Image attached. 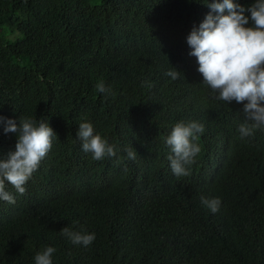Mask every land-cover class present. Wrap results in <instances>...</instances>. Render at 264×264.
<instances>
[{"label":"trees","instance_id":"1","mask_svg":"<svg viewBox=\"0 0 264 264\" xmlns=\"http://www.w3.org/2000/svg\"><path fill=\"white\" fill-rule=\"evenodd\" d=\"M207 2L0 0V116L57 134L24 195L6 183L15 203L0 200V264H35L49 246L53 264H264V129L241 138L243 104L219 100L189 55ZM83 121L115 157L82 150ZM179 121L204 126L180 177L166 144ZM4 126L0 159L17 141ZM63 227L95 239L73 244Z\"/></svg>","mask_w":264,"mask_h":264},{"label":"clouds","instance_id":"2","mask_svg":"<svg viewBox=\"0 0 264 264\" xmlns=\"http://www.w3.org/2000/svg\"><path fill=\"white\" fill-rule=\"evenodd\" d=\"M210 12L199 26H193L186 40L198 63L202 82L217 98L228 104L235 101L243 104L245 120L239 126L241 138L254 135L264 129V0H254L244 6L235 0H209ZM172 79L178 78L177 71L166 73ZM151 86V85H149ZM96 88L105 93L108 89L103 81ZM5 133H15V150L7 158L0 159V200L14 204V196L6 190V183L12 185L20 195L26 193V183L38 169L40 162L52 148L56 134L48 121L28 117L17 119L0 116ZM204 132V126L195 121H179L166 137L171 149L168 156L172 172L180 176L191 174L190 166L201 149L197 134ZM77 137L82 142V150L92 153L94 160H103L117 155L113 145L100 134H94L93 125L83 121L79 124ZM127 157L134 160L136 152L127 149ZM119 162V161H118ZM219 198L201 196V204L212 213L219 210ZM61 233L73 244L89 246L94 234L72 231L63 227ZM54 247H46L37 252L35 264H53Z\"/></svg>","mask_w":264,"mask_h":264}]
</instances>
